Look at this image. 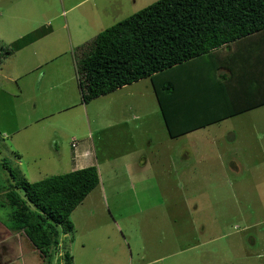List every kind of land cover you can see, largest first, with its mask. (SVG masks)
Masks as SVG:
<instances>
[{"label":"rangeland","instance_id":"obj_1","mask_svg":"<svg viewBox=\"0 0 264 264\" xmlns=\"http://www.w3.org/2000/svg\"><path fill=\"white\" fill-rule=\"evenodd\" d=\"M156 1L0 0V52L9 51L0 60V226L11 223L4 160L32 183L72 171L71 156L85 148L100 184L72 212L73 232L60 227L50 264L66 253L81 264H129L180 249L212 254V264H264V105L172 139L149 79L81 101L79 50ZM238 46L205 58L228 60L232 98L256 86L255 56H264L259 44ZM23 243L21 254H38Z\"/></svg>","mask_w":264,"mask_h":264},{"label":"trees","instance_id":"obj_2","mask_svg":"<svg viewBox=\"0 0 264 264\" xmlns=\"http://www.w3.org/2000/svg\"><path fill=\"white\" fill-rule=\"evenodd\" d=\"M245 40L259 44L260 54L264 52V0H157L101 31L79 50L75 65L81 101L87 104L149 79L169 138L218 125L264 105L263 55L255 56L260 67L256 86L249 84L242 98H232L227 84L212 89L195 83L207 69L206 56ZM8 54L0 52V60ZM235 64L231 67L240 68ZM170 72L178 73L177 80H167ZM232 79L224 77L225 82ZM6 165L4 160L12 179L2 196L10 207L7 227L23 233L48 264L50 250L60 244L59 234L73 231L72 212L100 184L98 169L88 166L31 183Z\"/></svg>","mask_w":264,"mask_h":264},{"label":"crops","instance_id":"obj_3","mask_svg":"<svg viewBox=\"0 0 264 264\" xmlns=\"http://www.w3.org/2000/svg\"><path fill=\"white\" fill-rule=\"evenodd\" d=\"M48 27L50 28V26H48ZM241 43H243L242 45H245V44L250 45L251 40H245ZM227 47H230V45L222 47V48H220L221 50L216 51V56L223 55L221 52L226 51V50H224V48H227ZM212 56H214V55H212ZM225 59L226 58L220 59L217 57L216 59L213 58V59L207 60V63H206L207 69L202 74L203 78L200 81H195V83L199 82L198 84H201V85H210L212 89H216L217 87L222 88L224 84L230 85V82H225V80H224V77H228L230 75V73L228 74L229 63H228L227 59L225 62ZM257 68L255 67L253 69H257ZM170 73L168 76H166L167 80H172V78L177 80V78L179 76L178 73H176V72H170ZM180 76H182V75L180 74ZM150 84H151V87L153 89L151 81H150ZM121 89H119V90H121ZM123 89H124V87H123ZM243 94H242L241 98L243 97ZM155 100H156V97H155ZM70 102L72 103L71 98L69 99V103ZM69 103L66 105H69ZM72 104H74V106H75L74 101ZM60 112H58V113H60ZM47 116H54V114L49 113L48 115H41L39 117V120L44 119ZM224 121H226V120H224ZM53 130H55V127ZM72 140H73V143L71 145H73V146H71V147H74L75 139H72ZM88 152L89 151H87L85 148L84 149H78L77 152L75 153V155L73 154L71 156L73 167H74L73 170H77V169H81V168H85V167L94 165V163L91 162L90 155H89V159H87V153ZM89 197L90 196L88 195L85 198L86 201L89 200ZM73 229H74V225H73ZM17 235H19L20 237H21V235L23 236L21 241H20V239H17ZM23 239H25L26 242H28V240L23 235V233L11 232L8 229V227L0 226V264H45V263L47 264V262H45L39 256V254H30V251H29L30 248L27 249L29 254H21V253H23V249L25 248V246L23 245L24 244ZM10 240H12V241L9 242ZM209 241H212V239L210 238L207 242H209ZM59 246H60V244H59ZM15 248L17 249V253L15 252V254L14 253L11 254L12 250H14ZM33 249H34V247H33ZM193 249H194V247L190 248L191 251ZM185 250L186 249H180V250H176L173 254H159V255H153L151 257H147L145 254H143V255L142 254L141 255L136 254V262L135 263L133 261L132 255H131L130 260H129V264H155L158 261L164 262L167 259H172V258L173 259L170 260L167 264H212L209 261V260H211L212 254H181V253L185 252ZM37 257L40 259L39 263H37ZM51 257H52V254H50V258ZM64 261L65 262L63 264H81V263H79V260H76V262H75V259L71 255H68V253H66L64 255ZM48 264H50V262H48ZM60 264H62V263H60Z\"/></svg>","mask_w":264,"mask_h":264}]
</instances>
